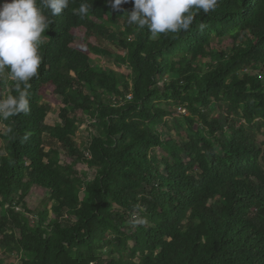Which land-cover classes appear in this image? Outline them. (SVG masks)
<instances>
[{
  "label": "trees",
  "instance_id": "16d2710c",
  "mask_svg": "<svg viewBox=\"0 0 264 264\" xmlns=\"http://www.w3.org/2000/svg\"><path fill=\"white\" fill-rule=\"evenodd\" d=\"M132 10L44 9L53 22L30 112L0 118V264H264V0H220L187 32L159 35L128 24ZM215 37L231 51L213 50ZM7 88L18 95L6 69L0 98ZM166 105L187 139L162 132ZM80 114L96 129L88 151ZM34 190L46 194L37 210Z\"/></svg>",
  "mask_w": 264,
  "mask_h": 264
},
{
  "label": "clouds",
  "instance_id": "9594fccd",
  "mask_svg": "<svg viewBox=\"0 0 264 264\" xmlns=\"http://www.w3.org/2000/svg\"><path fill=\"white\" fill-rule=\"evenodd\" d=\"M113 10H120L128 0H108ZM133 10L127 13V23L139 29L147 28L152 35L187 32L197 12L207 14L218 7L220 0H132ZM70 0H4L0 4V73L6 69L18 95L0 98V118L7 120L30 112L28 89L38 78L43 57L40 47L43 34L49 29L51 16L60 15ZM196 10V11H194ZM89 5L81 3L76 14L85 18ZM203 29L204 25H200ZM21 85L23 87H21ZM29 134H25L24 140Z\"/></svg>",
  "mask_w": 264,
  "mask_h": 264
},
{
  "label": "rangeland",
  "instance_id": "374dc122",
  "mask_svg": "<svg viewBox=\"0 0 264 264\" xmlns=\"http://www.w3.org/2000/svg\"><path fill=\"white\" fill-rule=\"evenodd\" d=\"M231 43L232 41L229 38L221 39V38L215 37L211 48L219 52L220 51L230 52L231 47H232ZM114 48L117 49L116 47ZM92 58L96 65L102 66L105 69H117V70L124 71V72L128 71L126 68L120 67L117 64L115 59H110L105 56H98L96 54H92ZM198 62L201 65H205L207 62H210V60H200ZM9 91H10L9 88H7L6 90H3L2 92L3 99H6L8 97ZM165 108L170 109L173 114L168 117L170 128L162 127L161 128L162 132H165V134L167 135L174 136L179 141L187 139V134L183 128L181 118L179 117L176 119V117H178L179 115V110H177L174 107H170L168 105H166ZM222 111L223 110L222 108L219 107V105L217 104L214 105V108H213L214 113H218ZM59 112H60V107L57 105L54 107L52 112H50V114L48 115L46 119V123L49 125H56L57 123H59L61 121L59 117ZM182 112L184 113L185 111L182 110ZM80 117L83 118V121L79 128V131L77 132L76 140L78 144L83 148V150L88 151V146L90 144L92 134L96 132V129L93 127L94 120L89 116H84L83 114H80ZM3 127L4 126L2 125V123H0V128H3ZM258 138L261 142L264 141V128L258 134ZM156 152L159 153L158 150H156ZM64 154L65 152L63 151L62 158H64ZM81 171L88 173L89 176H93L95 174V169L90 168L88 166H83L81 168ZM45 198H46V194L43 193L42 190H34L33 193L27 198L28 200L27 202L30 208L37 210L42 205L43 200L45 203L46 201ZM8 207L9 205H5V206L0 205V215H3L5 212L4 210ZM36 220H37L36 216H33V221L35 222ZM15 257L17 258L18 256L16 255ZM20 262L17 261V263H20Z\"/></svg>",
  "mask_w": 264,
  "mask_h": 264
}]
</instances>
